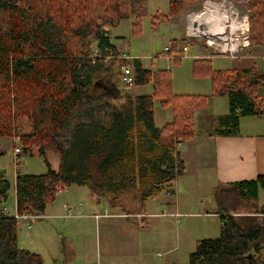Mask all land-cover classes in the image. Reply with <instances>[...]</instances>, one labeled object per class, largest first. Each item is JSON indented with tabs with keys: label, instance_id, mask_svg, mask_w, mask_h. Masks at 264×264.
Instances as JSON below:
<instances>
[{
	"label": "trees",
	"instance_id": "16d2710c",
	"mask_svg": "<svg viewBox=\"0 0 264 264\" xmlns=\"http://www.w3.org/2000/svg\"><path fill=\"white\" fill-rule=\"evenodd\" d=\"M145 1L48 0L40 2L37 12L32 3L25 9L19 0H0V82L13 80L19 93L28 83L44 89L38 97L29 94L23 99L34 97L28 106L17 103L14 113L7 101L0 103V137L13 136L15 121L26 109L32 127L18 135L22 152L37 147L45 155L43 148L48 147L59 155L57 169L45 159L44 173L16 172L18 213L43 215L58 190L74 184L86 186L97 198L107 197L111 207L119 206L130 215L144 212L146 202L162 192H174L171 182L185 171L175 144L193 137V112L207 98L173 94L168 70L153 72L137 58L117 57L107 30L133 17V33L139 34ZM183 1L169 0L168 14L178 15ZM249 5V44H264V0H249ZM101 26L106 30L100 31ZM90 39L104 57L91 56L85 43ZM193 40L174 39L168 52H178ZM195 62L202 68L198 72L193 65L194 74L210 77L213 94L228 99L227 113L217 116L216 134H237L241 118L264 115V97L256 94L257 87L264 86V73L253 68L218 70L208 59ZM123 65L131 69L134 85L152 81L153 92L120 95L112 77L121 76ZM102 74L106 93L90 95ZM112 96H119L116 102ZM156 99L173 109L172 121L161 128L154 123ZM10 188V180L0 171V264H46L41 255L18 245L17 219L2 206ZM260 189L264 190V175L215 187L219 235L198 239L186 264H264V208L252 203ZM236 200L252 211L233 214L229 210Z\"/></svg>",
	"mask_w": 264,
	"mask_h": 264
},
{
	"label": "rangeland",
	"instance_id": "374dc122",
	"mask_svg": "<svg viewBox=\"0 0 264 264\" xmlns=\"http://www.w3.org/2000/svg\"><path fill=\"white\" fill-rule=\"evenodd\" d=\"M41 1H45L47 4L50 3L47 2L48 0H19L18 4L27 9L29 3H32L35 11H37L41 9L39 5ZM205 1L208 0H184L179 14L170 16L168 14L169 0H146V14L141 19V31L139 34L133 33V17L122 19L118 25L109 28L112 41L121 52L136 57L137 59L139 58L141 64L153 72L157 70H168L170 72L171 92L173 94H200L206 96L205 105L195 109L193 112L194 129L196 124L195 114L198 113L200 116L206 114V110L208 109L206 105L210 95L216 100V104L225 103L224 99H226L227 96L214 95L210 77L194 74V67L198 72H200L202 68L194 65L195 63L197 65L201 63H194V58L192 57V55H196L197 53L196 43L190 41L185 44L188 47L185 52L181 49L178 52H168L165 51V47L171 46L172 40H178L183 37V33L178 24L179 19L191 9L197 10L198 13V10L202 9L205 5ZM209 1L225 3L224 5H226L227 8L233 5L232 8L235 11L234 16L242 20V26L240 28L243 29L241 30V33L243 32L242 35H240V37L236 36V40L239 38L241 43L247 41L249 43V0ZM38 5L39 7L36 8ZM105 30L106 26H101L100 31ZM227 31L228 30H226V32ZM237 33H239V31ZM207 40L213 43L210 44L211 49H207L209 52L219 51L215 49L218 47L215 45V42H224L223 38L219 37V35L218 37L215 35L203 36L202 39H199V42L201 45H206ZM85 43L89 52H92V57H104V55L99 53L94 39L87 40ZM262 47H264V45H262ZM109 57L110 56L105 59L103 58V60H107ZM117 57L122 59L119 55ZM212 66L216 67L221 65L215 61ZM116 70L118 69L114 68V71ZM115 75H113L112 78L116 81V86L118 90H120V95L121 93H130L131 87H127L121 81L120 76ZM95 80L96 82L94 85L90 87V95H96L102 92L103 85H105L104 82H106V78L103 79V74L98 76ZM148 84L149 85H146V89L152 93V81ZM32 88L33 90H31ZM42 90L44 91V89L28 83L24 87L23 92L19 93L16 91L13 80L6 81L5 83L0 82V103L2 104L3 101H7L11 113H14L17 103L22 104L20 106L21 108L28 106L29 101H33L34 97H38L42 94ZM141 90V86H135L131 89L134 94H137ZM29 94L34 97L25 99L24 101L23 99L28 97ZM112 101L116 102L113 99ZM158 102L159 101H155L154 105L158 107L156 110H158L159 113L163 111L162 109H170L171 107L172 117H169V122H171L173 119L171 104L163 105L165 107L168 106V108H163L160 106V102L158 106ZM25 111L26 109H24V113L20 115V117L18 116L15 121V131H13L15 134L13 133V135L21 136L23 133L26 134L31 131L32 120L25 114ZM243 119L249 118L243 117L241 120ZM215 126L214 123V127ZM195 136L196 132L194 131L193 137L181 141V147H178V150H180L184 142L194 140L190 142V144H185L186 150L190 149L186 154V160L188 162V167H186L187 172L182 176L176 177L172 187L174 193L168 196L162 195L160 199H152L148 202L150 205H161L163 200H168L170 202V208H168V210L171 211L177 206L176 210L181 214L179 221H177L178 217L174 216L148 218L147 221L151 223V227L147 232H134L135 228H132L129 223L139 222L141 220L140 218L125 214L123 210L110 208L108 204L103 203L100 204V210L106 209L108 214H112V218L103 216L104 218L101 217L96 220L93 216H88L92 212L87 213L86 210L81 211V213L87 216L64 218L62 216L64 214L63 208L58 207L59 204L62 205L63 202V199H60L62 193L58 192L61 190H69L71 192L72 188L69 186L59 189L55 200L46 206L47 209L45 208L44 214L41 217L32 218L29 226H27L25 221L17 219L19 247L39 255L42 254L41 256L42 258L44 257L45 260H43L46 264H52L54 262H58V264H95L96 262L103 264L102 260L105 255L110 257V264L188 263L189 254L195 250L196 241L198 239L217 237L220 232L219 217L212 213L217 209V204L214 199V173L212 169L210 170L207 168L208 165L206 164L211 160V151L209 147L203 148L200 144V139L204 136V133H200L197 138H194ZM28 144L29 143H26V145ZM22 145L21 141L19 140L18 142L13 136L0 137V171L4 173L5 177L9 179L10 182L13 181V177L16 175L17 171L31 174L44 173L46 171L45 159L48 160L53 169L58 168L59 155L52 148L44 147L43 151L45 155H41L37 147L26 148L27 151L23 153ZM17 146L21 147V152L18 154L16 161L14 148ZM192 150L193 155L190 153ZM204 160H206V163H204ZM202 165L204 166L202 167ZM73 187L80 189V197H83L82 192H84L86 196V193L89 191L86 186L74 184ZM259 193V200L253 201V203L258 206L264 203V190L260 189ZM66 201H69L67 204L75 206L74 214H76V200L73 201L69 198ZM237 203L245 207L243 201L238 200ZM232 204H234L231 205L232 209L236 210L235 203L233 202ZM2 206L4 209L3 212L7 211L11 215L15 213V199L12 186ZM165 210L167 211V209ZM116 214L119 216H114ZM161 222H164L165 225H162ZM72 225L73 229H76L74 237L72 238H76L74 241L77 240L78 244L75 242L77 251L74 250L69 252L67 249H64V246H68L67 244L69 240H71L68 234L71 232L70 228ZM156 238L157 241H155ZM144 242H146L145 246L142 245ZM262 258L264 259V250L262 251Z\"/></svg>",
	"mask_w": 264,
	"mask_h": 264
},
{
	"label": "crops",
	"instance_id": "0c3cea01",
	"mask_svg": "<svg viewBox=\"0 0 264 264\" xmlns=\"http://www.w3.org/2000/svg\"><path fill=\"white\" fill-rule=\"evenodd\" d=\"M224 4L225 3L208 0L205 1V5L203 6V8L198 10V13L197 10L191 9L189 12H186L185 15L179 19L178 24L180 26V30L183 33V38L194 39L192 43L197 44L196 47L197 53L196 55H192V57L194 58L193 61L195 62L196 60H200V59H208L211 65H213L214 62L217 61V63L221 66H216V67L212 66V68L218 70L253 68L260 73H264V47H262V45L264 44L250 45L248 41L241 43L239 38L236 40V36L240 37V35H242L243 33V32L241 33V30L243 29L240 28L242 26V20H239L237 19V16L236 17L234 16L235 11L232 8L233 5L232 7L227 8L226 5ZM226 30L228 31L226 32ZM238 31L239 33H237ZM106 34L109 37V41L115 45V43L112 41L109 29L107 30ZM207 35L209 36L215 35L217 37L219 35V37L223 38L224 42L220 44L222 46L221 51L209 52V50L207 49H211L210 44L208 43H206V45L200 44L199 39H202L203 36H207ZM116 48L119 55L122 54L127 55L128 60L136 59V57H132L129 54L121 52V50H119L117 46ZM142 67L146 68L143 65ZM146 85L149 84L133 85L131 89L135 86L136 87L141 86L142 90L137 94H134L130 89L131 95L137 96V95L151 94V91L150 92L147 91ZM115 88L117 91L118 90L117 86H115ZM104 91L105 88H102V92L98 94H105L106 91L105 92ZM119 91L120 90H118V92ZM256 94L260 97H264V86L257 87ZM116 97L119 96H112V99L116 101L117 100ZM224 100L225 103L222 102L221 104H216V100L213 99L212 95H210L208 99V103L206 105L208 106V109L206 110L207 111L206 114H202V116L198 115V113L195 114L196 124L194 131L196 132V136L194 138H197L200 135V133L201 134L204 133V136L200 139V144L201 146H203V148L209 147L211 151V157H210L211 160L208 163H206V160H204V163H206L208 165L207 168H209L210 170L212 169L214 173V181H215L214 187L221 185H223V187L229 186V184L233 182L255 179L258 175H264V115L244 117L249 119L240 120L239 132L237 134L227 135V136L216 134L214 132L216 128V126L214 127V123L216 125L217 116L226 113L228 110L227 97ZM155 101H159V100L156 99ZM159 105L160 104L158 102V106ZM160 106H162L163 108L166 107L168 108V106L165 107L162 104ZM157 108L158 107L154 105L153 108L154 123L157 127L161 128L165 124L169 123L170 121L169 117L170 116L172 117V110L170 107V109H162L163 111H160L159 113L158 110H156ZM193 141L184 142V144L182 145V149L180 150H178V147H181L182 142L177 141L175 144L181 158L184 160L185 163L186 171H184L182 175H184L187 172L186 167H188V162L186 160V154L188 153L187 151H190V149L186 150L185 144H190V142ZM189 146H193V145H189ZM190 153L191 155H193V150ZM204 165H202V167ZM15 177L16 175L13 177V181L11 182L14 196H15ZM175 179L171 182L172 186L170 187H173ZM70 187L72 188L71 192L69 190L66 191L61 190L60 192H58V193H62L60 199H63V202L62 205L59 204L58 207L63 208L64 214L62 216L64 218L68 217L65 215V207L69 205L67 204L69 203V201H66L69 198H71L73 201L76 200L75 204H77V213L75 217L87 216L81 213V211L83 210H86L87 213L90 212L93 213L95 211H104V209L100 210L101 203L108 204V206H110L107 197L101 196L97 198L96 196L92 195L90 191L86 193V196L85 193L82 192L83 197H80L81 196L80 189L77 187H73V185H71ZM173 193L170 190H166L157 197L152 199L153 200L160 199L162 195L168 196V195H172ZM258 200H259V195L257 201ZM149 201L146 202L143 208L144 212L143 210H139L137 213L131 214L136 218L141 219L139 222L137 221L135 223H129L132 228H135L134 232L136 231H140L141 233L147 232V230L151 227V223L147 221L148 218H159V217L170 216V215H162L161 213H167V214L179 213L177 212L178 210H176L177 206H175L171 211L168 210V208H170L169 207L170 202L168 200L166 201L163 200L161 205L160 204L150 205V203H148ZM237 201L238 200L234 202L237 209L234 210L231 207L229 210L232 211L233 214L234 213L241 214V213H247L248 211H252L246 204L245 207H242L243 205L241 206L238 205ZM253 201L254 200H252V203ZM255 206L264 208V203L259 204V206L258 205ZM72 207L75 208V206ZM112 208L117 210L120 209L119 206H115ZM165 209H167V211ZM212 213L216 214L220 220V213L218 212V207L216 211ZM91 214H89L88 216H91ZM262 215L264 216V213H262ZM114 216H119V215L116 214ZM105 217L112 218L111 216H105ZM179 217H181V214ZM179 217L177 221H179ZM161 223L162 225H165L164 222ZM70 231L71 232H69L68 235L69 237H71V240H69L67 244L68 246L66 245L64 246V249H67L69 252H72L74 250L77 251V245H75V242L77 244L78 242L77 240L74 241L76 238H72L74 237V233L76 232V229H73V225L71 226ZM155 241H157V238L155 239ZM145 243L146 242H144L142 245L145 246L146 245ZM109 261H110V257L105 255L104 259L102 260V263L110 264ZM52 264H58V262H54ZM95 264H99V262H96Z\"/></svg>",
	"mask_w": 264,
	"mask_h": 264
},
{
	"label": "built area",
	"instance_id": "2783aa9c",
	"mask_svg": "<svg viewBox=\"0 0 264 264\" xmlns=\"http://www.w3.org/2000/svg\"><path fill=\"white\" fill-rule=\"evenodd\" d=\"M207 43L208 44H213L211 41H209V40H207ZM221 43H218V42H215V45H217L218 47L217 48H215V49H218L219 51H221L222 50V46L220 45ZM186 49H187V45H184V46H182V48H181V50L182 51H186ZM169 50V47L168 46H166L165 47V51H168ZM122 59H127L128 58V56L127 55H122V56H120ZM121 70H122V74H121V76H120V79H121V81L127 86V87H132L133 85H134V79H133V77H132V74H131V69L127 66V65H123L122 67H121ZM13 138L15 139V140H17L18 142H19V136L18 135H13ZM14 156L16 157V161H17V156H18V154L21 152V147H15L14 148ZM5 213H7V214H9L7 211L5 212ZM162 215H170V216H175V217H179L180 216V214L179 213H161ZM9 215H11V214H9ZM65 215L66 216H68V217H75L76 216V214H74V208L71 206V205H67L66 207H65ZM11 216H13L14 218H16V219H21V220H23V221H25L26 223H27V226H29V224H30V221H31V219L32 218H38V217H41L42 215H32V214H30V213H18L17 211H15V213L14 214H12ZM91 216H93L96 220H98L99 218H101V217H105V216H112V214H108L107 213V211H106V209L103 211V212H97V211H95V212H93L92 214H91Z\"/></svg>",
	"mask_w": 264,
	"mask_h": 264
}]
</instances>
